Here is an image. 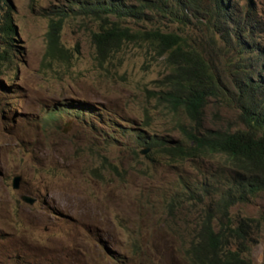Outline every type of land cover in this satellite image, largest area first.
<instances>
[{
	"label": "rangeland",
	"instance_id": "rangeland-1",
	"mask_svg": "<svg viewBox=\"0 0 264 264\" xmlns=\"http://www.w3.org/2000/svg\"><path fill=\"white\" fill-rule=\"evenodd\" d=\"M8 1L16 42L14 55L6 51L12 64L0 74L10 85L0 92V264H185L166 202L215 162L177 163L162 155L163 140L178 138L172 123L183 120L151 96L168 71L163 58L144 43H128L98 65L89 40L96 24L67 17L60 41L77 54L69 63L40 69L46 15L69 0ZM252 2L264 29V0ZM187 32L197 40L199 31ZM254 45L264 51V31ZM57 110L71 115L42 125L44 113ZM211 112L216 109L207 105L206 125ZM233 114L219 108L213 122L224 126ZM17 175L18 188L12 189ZM229 212L233 220L243 219L248 235L240 257L264 264V193ZM197 214L181 211L180 218L191 221Z\"/></svg>",
	"mask_w": 264,
	"mask_h": 264
},
{
	"label": "trees",
	"instance_id": "trees-1",
	"mask_svg": "<svg viewBox=\"0 0 264 264\" xmlns=\"http://www.w3.org/2000/svg\"><path fill=\"white\" fill-rule=\"evenodd\" d=\"M246 1L242 7L233 0H69L65 8L46 15L40 69L69 63L77 54L60 41L67 17L96 24L89 40L98 65L128 43H144L163 58L168 71L156 80L151 96L157 107L164 106L183 120L172 123L178 138L163 140L162 155L177 163L215 162L197 170L196 180L181 185L166 202L170 233L185 264H250L240 257L248 239L243 219L233 220L229 212L264 193V51L254 45L264 29L252 0ZM171 23L175 26L169 29ZM187 27L199 31L197 40ZM15 34L11 4L0 0V74L2 66L12 64L6 51H13ZM6 89L0 81V91ZM207 105L216 112L234 111L233 119L226 118L221 126L213 122L217 116L211 112L206 125ZM89 106L94 109L93 103ZM55 113L47 112L44 123L58 120L63 111ZM145 138L141 136V141ZM103 165L117 173L114 165ZM197 209L193 220L180 218L181 211L184 216Z\"/></svg>",
	"mask_w": 264,
	"mask_h": 264
},
{
	"label": "clouds",
	"instance_id": "clouds-1",
	"mask_svg": "<svg viewBox=\"0 0 264 264\" xmlns=\"http://www.w3.org/2000/svg\"><path fill=\"white\" fill-rule=\"evenodd\" d=\"M15 32H16V31H15ZM15 35H16V34H15ZM14 38H15V37H14ZM2 83H3V82H2ZM4 85L7 87V89H6L5 91H0L1 93H6V92L10 89V85H9V84L4 83ZM14 87H15V86H14ZM12 91H13V90H12ZM89 104H90V103H88V106H89ZM93 104H94V103H93ZM67 105L72 106L71 104H67ZM89 110L91 111V110H93V109H90V106H89ZM57 111H58V110H57ZM57 111H55V112H56V113L54 114L55 116L58 115V114H57ZM61 111H62V110H61ZM48 112H50V111H48ZM46 113H47V112H46ZM46 113H44V117H45V114H46ZM66 113H67V112H64V111H63V113L61 114V116H67V117H69V116L71 115V112H70V114H67V115H66ZM77 116L80 117L81 115H76V117H77ZM58 117H60V115H58ZM56 121H57V120H56ZM53 122H55V121H53ZM49 123H51V122H49ZM42 125H46V123H44V121H43ZM142 137L145 138V136H142ZM138 138L141 139V136L139 135ZM145 139H146V138H145ZM144 141H145V140H144ZM142 142H143V141H142ZM143 143L147 144V143H149V142L145 141V142H143ZM147 145H149V144H147ZM141 151H143V153H141ZM145 152H146V149H142V150L139 151L140 154H144ZM185 161H186V160H185ZM183 162H184V161H183ZM178 163H181V162L178 161ZM19 178H20V177H19ZM11 180H12V178H11ZM19 181H20V180H19ZM10 184H11V181H10ZM10 187H11V185H10ZM12 189H13V188H12Z\"/></svg>",
	"mask_w": 264,
	"mask_h": 264
},
{
	"label": "water",
	"instance_id": "water-1",
	"mask_svg": "<svg viewBox=\"0 0 264 264\" xmlns=\"http://www.w3.org/2000/svg\"><path fill=\"white\" fill-rule=\"evenodd\" d=\"M141 153H143V151H141ZM19 180H20V178H19L18 175L12 177L11 184H10V185H11V188H13V189H17V188H18V185H19ZM22 200H23L24 202L28 203V204H30V203L32 202L31 200H29V199H27V198H22Z\"/></svg>",
	"mask_w": 264,
	"mask_h": 264
}]
</instances>
